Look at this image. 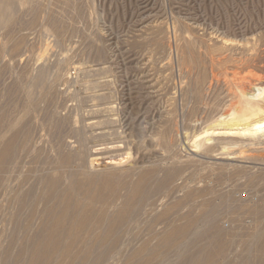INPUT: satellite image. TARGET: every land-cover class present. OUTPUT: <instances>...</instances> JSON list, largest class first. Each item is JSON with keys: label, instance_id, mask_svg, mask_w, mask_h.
Wrapping results in <instances>:
<instances>
[{"label": "rangeland", "instance_id": "374dc122", "mask_svg": "<svg viewBox=\"0 0 264 264\" xmlns=\"http://www.w3.org/2000/svg\"><path fill=\"white\" fill-rule=\"evenodd\" d=\"M3 12L0 150L11 137L15 148L9 172L0 170V264L28 263L56 205L52 178L57 195L73 179H107L94 210L108 216L142 181L89 264H192L209 253V264H264V140L204 135L226 129L218 121L238 92L264 86V0H10ZM95 155L123 160L104 170L90 166Z\"/></svg>", "mask_w": 264, "mask_h": 264}, {"label": "bare ground", "instance_id": "6f19581e", "mask_svg": "<svg viewBox=\"0 0 264 264\" xmlns=\"http://www.w3.org/2000/svg\"><path fill=\"white\" fill-rule=\"evenodd\" d=\"M0 21L3 19L4 14V8L6 7V4L10 0H0ZM227 42V41H226ZM191 47V46H189ZM230 47V46H229ZM227 49V48H226ZM192 50V49H191ZM206 51V50H205ZM219 51V50H218ZM234 51V49H233ZM210 52V51H209ZM197 75V74H196ZM207 77V76H206ZM259 77V76H258ZM237 78V77H236ZM252 78V77H251ZM254 78V77H253ZM252 78V79H253ZM37 79V78H36ZM211 79V78H210ZM258 79V78H257ZM40 80V79H39ZM50 81V80H49ZM210 81V80H209ZM258 82V80H255ZM37 83V82H36ZM204 83V82H203ZM236 83V82H235ZM226 84V83H225ZM187 88V87H186ZM241 88V87H240ZM257 91V94H255V91H249V92H243L240 91L239 96H235L232 103L230 104V110L227 114L224 115V118L219 122V124L223 123L224 126H226V129L224 128L221 131H207L204 132V135L208 138L205 141V137L203 138L206 143L211 140V137L220 136L223 138H231V139H244V140H253V139H263L264 140V86L261 87H255ZM242 89V88H241ZM40 91V90H39ZM196 96V95H195ZM225 96V95H224ZM227 100V99H226ZM229 100V99H228ZM253 100L255 102H253ZM259 100V101H257ZM195 101V100H194ZM223 101V100H222ZM231 102V99H230ZM194 107V106H193ZM130 108V107H129ZM221 108V106H220ZM210 109V108H209ZM227 109V108H226ZM25 110V109H24ZM11 111V110H10ZM14 111V110H13ZM32 111V110H31ZM110 111V110H109ZM209 111V110H208ZM22 112V111H21ZM192 113V112H191ZM22 114V113H21ZM20 114V115H21ZM26 116V115H25ZM16 118V117H15ZM190 119V118H189ZM106 120V119H105ZM178 120V119H177ZM210 120V119H209ZM217 120V119H216ZM224 120V121H223ZM10 122V121H9ZM178 122V121H177ZM159 123V122H158ZM215 123V122H214ZM18 124V123H17ZM9 125V124H8ZM220 126V125H219ZM223 126V127H224ZM5 128V127H4ZM44 129V128H43ZM214 129V128H213ZM42 130V129H41ZM139 130V129H138ZM161 131V130H160ZM176 131V130H175ZM5 133V132H4ZM102 134V133H101ZM112 134V133H111ZM117 134V133H116ZM10 135V134H9ZM118 135V134H117ZM164 135V134H163ZM203 135V136H204ZM201 136V135H200ZM117 137V136H116ZM197 137V136H196ZM199 137V136H198ZM155 138V137H154ZM202 138V137H201ZM161 139V138H160ZM168 139V138H167ZM213 140V139H212ZM227 140V139H226ZM200 141L199 143H196L197 140L194 139L195 147L200 148L203 144L206 145L205 142ZM217 141V140H215ZM220 143V140H218ZM224 140L222 139V142ZM149 142V141H148ZM228 142V141H226ZM237 142V141H236ZM241 142V141H240ZM125 143V142H124ZM210 143V142H209ZM216 143V142H215ZM224 143V142H223ZM230 143V142H229ZM112 144V143H111ZM117 144V143H116ZM119 144V143H118ZM143 144V143H142ZM158 144V143H157ZM222 144V143H221ZM231 144H235V142H232ZM109 145V144H108ZM217 145V143L215 144ZM219 145V144H218ZM217 145V146H218ZM227 146V145H226ZM110 147V146H109ZM108 147V149H109ZM137 147V146H136ZM154 147V146H152ZM169 147V146H168ZM194 147V148H195ZM222 147V146H221ZM15 148V143L13 142V138H9L1 147L0 150V170H3L5 173L9 172L10 164L12 162L13 156V149ZM107 148V147H106ZM151 148V147H150ZM177 148V147H176ZM202 148V147H201ZM200 148V149H201ZM223 148V147H222ZM221 148V149H222ZM226 148V147H224ZM228 148V147H227ZM113 150L115 148H112ZM111 149V151H112ZM125 149V148H124ZM152 149V148H151ZM150 149V150H151ZM214 149V147H213ZM100 150V149H99ZM117 150V149H116ZM115 150V151H116ZM225 150V149H224ZM106 151V150H105ZM164 151V150H163ZM171 151V150H170ZM228 151V150H226ZM103 152V151H102ZM169 152V150H168ZM27 153V152H26ZM147 153V152H146ZM177 153V152H176ZM201 153V152H200ZM241 153V152H240ZM122 154V153H121ZM146 156V155H145ZM12 157V158H11ZM112 157V156H111ZM140 157V156H139ZM39 158V157H38ZM104 158V157H103ZM101 158L99 156H92L89 160V164L91 167H103L109 169V167L120 165L123 160V157L116 156V157H106V159ZM143 159V158H142ZM151 159V158H150ZM172 159V158H171ZM144 161V160H143ZM142 161V162H143ZM177 161V160H176ZM199 161V160H198ZM146 162V161H145ZM190 162V161H189ZM134 163V162H133ZM144 163V162H143ZM15 164V163H14ZM13 164V165H14ZM142 165V164H141ZM125 166V165H124ZM173 166V165H172ZM14 167V166H13ZM128 167V166H127ZM17 168V167H16ZM121 168V167H120ZM172 168V167H171ZM119 169V167H118ZM128 169V168H127ZM15 170V169H13ZM57 170V169H56ZM106 170V169H104ZM110 171V170H109ZM123 171V170H122ZM15 172V171H13ZM134 172V171H133ZM128 174V173H127ZM5 175V174H4ZM15 175V174H14ZM82 176V175H81ZM84 176V175H83ZM145 175H143L144 177ZM148 176V175H147ZM21 177V176H20ZM87 179V176H85ZM109 177V175H108ZM113 177V176H112ZM124 177V176H123ZM184 177V176H183ZM8 178V177H7ZM12 178V177H11ZM82 178V177H81ZM84 178V177H83ZM89 178V177H88ZM107 178V177H105ZM22 179V178H20ZM110 179V177H109ZM108 179V180H109ZM18 180V179H17ZM5 181V180H4ZM11 181V180H10ZM16 181V180H15ZM59 181V180H58ZM107 181V179L105 180ZM104 181V182H105ZM6 182V181H5ZM9 182V181H7ZM100 182V181H99ZM103 181L101 184H96L95 181L87 179L86 181H76L72 180L67 186L66 189H64L61 193L56 194V186H57V180L55 178H52V180L49 181L47 192L46 194L48 197L50 196L52 199L55 200L56 205H53L51 210H48L45 214L44 221L46 224L42 226V228L37 232L31 239V243L28 249V263L26 264H50L52 262L53 258L55 257H61L66 263L63 264H73L71 261L78 262L77 264H87L89 255L91 253V246L94 245L95 242H98L99 245L102 244V241H109V245L113 241V233L114 230L125 222L127 217L131 213L132 208V201H134L136 198H138L142 193V181H138L133 188L131 189L132 193L128 196L126 201L122 204L121 208L116 210L113 215L108 216L107 213L101 212V210L98 212V210H94L95 203L99 202L101 199V202L103 201L102 197V191L108 190L111 191L110 188H108V184L106 185ZM108 182V181H107ZM106 182V183H107ZM165 182V181H164ZM98 183V181H97ZM14 184V182H13ZM7 185V183H6ZM25 185V184H24ZM14 185H12L13 187ZM22 180H18L16 184L17 192L14 193L16 195V202L20 204L22 200V196L19 195V192H21L22 188ZM8 185L6 186V189H8ZM39 187V186H38ZM11 188V187H10ZM23 189V188H22ZM114 191V190H113ZM11 193V192H10ZM112 193V192H111ZM21 194V193H20ZM23 194V193H22ZM34 194V193H33ZM83 196V204L79 202L77 199V195ZM107 194V193H106ZM115 194V192H114ZM113 194V196H114ZM28 195V194H27ZM12 194V197H14ZM112 196V194H111ZM81 197V196H80ZM10 198V197H9ZM105 198V197H104ZM82 199V198H81ZM8 200V199H5ZM108 200V198H107ZM86 201V203L84 202ZM6 202V201H5ZM105 202V199H104ZM103 202V203H104ZM36 203V202H35ZM107 203V202H106ZM6 205V204H5ZM179 205V204H178ZM7 206V205H6ZM5 206V207H6ZM176 206V205H175ZM174 206V207H175ZM12 208V206H11ZM7 209V208H6ZM10 209V208H9ZM101 209V208H100ZM103 209V207H102ZM13 210V209H12ZM17 210V209H15ZM106 210V209H105ZM8 212V211H7ZM6 212V213H7ZM169 212V211H168ZM2 213V212H1ZM9 213V212H8ZM13 213V212H12ZM18 213V212H17ZM21 213V212H20ZM33 213V212H32ZM106 213V214H105ZM15 214V213H14ZM13 214V216H14ZM8 215V214H6ZM166 215V214H165ZM9 216V215H8ZM7 216V217H8ZM31 216V215H30ZM10 217V216H9ZM13 218V217H12ZM32 219V218H31ZM9 220V219H8ZM20 220V219H19ZM28 221V220H27ZM43 221V222H44ZM106 228L104 229L102 235L99 234L96 237V234H92L88 238L83 240L84 236L83 233L85 230L88 229L89 226H92L93 230H99L98 228H101L100 224L106 223ZM193 224V223H192ZM24 225V224H23ZM26 225V223H25ZM39 225V224H38ZM15 226V225H14ZM11 227V226H10ZM32 227V226H31ZM28 228V227H27ZM26 228V229H27ZM91 228V227H90ZM179 227H177L178 229ZM175 229V231L171 230V233H167L164 237L163 245H170L173 244V241H170L171 237L179 236L180 229ZM91 229V230H92ZM37 230V229H36ZM92 230V232H94ZM174 230V229H173ZM88 233H91L90 230H88ZM183 231V230H182ZM187 232V231H186ZM18 233V231H17ZM185 233V230H184ZM28 234V232H27ZM26 234V235H27ZM29 235V234H28ZM116 235V233H115ZM181 235V234H180ZM183 235V234H182ZM24 237V236H23ZM83 237V238H82ZM90 238V239H89ZM82 249L71 259H69V254L71 250L77 246L78 244H81L82 242ZM116 240V239H115ZM30 241V238L29 240ZM111 242V243H110ZM108 243V242H107ZM114 243V242H113ZM218 245V244H217ZM216 245V247H217ZM27 246V245H26ZM112 246V245H111ZM103 248L108 247V245H102ZM215 247V248H216ZM220 247V246H219ZM218 247V248H219ZM114 248V247H113ZM145 248V247H144ZM102 249V248H101ZM221 249V248H219ZM101 251V250H100ZM108 251V250H107ZM143 251V250H142ZM219 251V250H218ZM213 252V251H212ZM220 252V251H219ZM143 254V253H142ZM220 254V253H219ZM22 255V254H21ZM104 252L101 253L98 256V263H101L102 260H104ZM138 256V255H137ZM140 256V255H139ZM211 256V253H209V258ZM203 257L196 256L194 259H192V264H209L213 262V258L210 259ZM78 259V260H77ZM68 260V261H67ZM95 261V260H94ZM74 262V263H75ZM95 263V262H94ZM89 264V263H88Z\"/></svg>", "mask_w": 264, "mask_h": 264}, {"label": "built area", "instance_id": "2783aa9c", "mask_svg": "<svg viewBox=\"0 0 264 264\" xmlns=\"http://www.w3.org/2000/svg\"><path fill=\"white\" fill-rule=\"evenodd\" d=\"M237 197H238V199H240V200H245V199L248 198L246 193H239V194L237 195Z\"/></svg>", "mask_w": 264, "mask_h": 264}]
</instances>
